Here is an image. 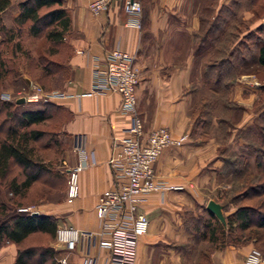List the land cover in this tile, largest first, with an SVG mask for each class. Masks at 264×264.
Returning <instances> with one entry per match:
<instances>
[{"label": "crops", "instance_id": "1", "mask_svg": "<svg viewBox=\"0 0 264 264\" xmlns=\"http://www.w3.org/2000/svg\"><path fill=\"white\" fill-rule=\"evenodd\" d=\"M19 1L9 0L0 11V18L5 25L11 24ZM89 1L61 0V7L69 16V24L63 37L70 47L66 58L68 71L60 86L50 89L61 92V95L49 97L50 101L61 105L67 115L61 125L65 143L64 168L77 160L72 148L75 136L81 137L83 141L88 152V164L77 174V195L70 202L62 201L52 206L48 213L57 217V222L79 229L94 230L97 227L93 209L97 195L115 183L106 164L110 141L112 136L126 134L124 128L128 124V116L117 110V93H90L88 88L91 70L95 65H101L104 50L117 45L133 55L139 69L134 90L135 112L141 120L143 130L165 126L172 136L183 133L186 135L180 145L163 148L152 163L156 178L180 187L166 189L161 193L152 191L144 196L140 206L148 223L146 231L135 242L132 264H193L192 253L185 252L180 256L172 249L171 241L184 242L191 236L182 221L180 223L179 215L182 218L184 205H190L187 207L196 215L207 199L220 204L225 202L215 197L217 191L228 185L215 170L221 165L217 149L222 145L226 148L243 147L241 139L234 136V131L236 127L250 123L264 105L263 102L251 106V101L256 97L253 90L259 81L253 73L238 76L239 83L232 96L246 108L224 140L213 133V127L210 135L203 139L199 132H193L191 136L187 115L191 99L189 93L182 89L191 78L198 79L200 65L210 52L207 48L203 52H195L193 37L198 29L199 14L210 0H139V28L124 23L123 0H109L106 8L97 13L89 11ZM212 1L216 9L220 4L231 0ZM238 1L241 7L239 13L243 17H250L251 13L244 9L246 0ZM10 6L13 8L9 10ZM8 11L11 12L9 16L6 15ZM260 20L261 18H250V25ZM171 23L181 24V41L178 33L168 30ZM78 49L83 52H77ZM169 50H173V55L181 54V57L168 56L166 52ZM253 80L257 83L253 84ZM242 91L245 96L241 95ZM17 97L15 95L13 98ZM30 104L32 103L28 102L26 106ZM171 197H181V207L167 205L168 202L161 199ZM230 210V204L221 207L222 214ZM249 247L250 243L216 247L210 252L211 263L240 264ZM57 250L58 255H65L68 264H79L81 249L66 251L59 247ZM88 252L94 256L95 264H118L109 260L108 252L103 247L91 245Z\"/></svg>", "mask_w": 264, "mask_h": 264}, {"label": "trees", "instance_id": "2", "mask_svg": "<svg viewBox=\"0 0 264 264\" xmlns=\"http://www.w3.org/2000/svg\"><path fill=\"white\" fill-rule=\"evenodd\" d=\"M8 2L0 0V10ZM238 3V0H231L215 9L210 0L199 14L198 29L193 34L194 50L203 52L207 48L210 52L200 65L198 79L191 78L182 89L189 93L191 99L187 112L191 136L195 129L200 128L203 139L213 126L222 137L229 133L246 108L232 96L239 83L238 76L242 73H253L259 81L253 90L256 97L251 106L264 102V0H246L244 9L251 13L248 18L235 11ZM60 4L61 0H20L11 19L16 30L25 27L30 35H39L43 39L45 46L36 52L34 59L26 51L24 53L26 59L34 60L33 68L23 65L22 69L42 90L58 88L67 76L66 58L70 47L63 37L69 16ZM250 18L261 20L250 25ZM11 37L10 29L0 22V43L9 41ZM14 45L19 47L17 42ZM6 72L10 69L3 66L0 57V78ZM13 73L24 84L22 73ZM241 95L246 94L242 91ZM57 111L65 112V109L50 100H42L38 106L32 107L23 106L14 98H0V178L5 176L11 162L20 167L22 173L19 180L11 176L6 181L11 196H24L42 172L61 182V174L42 161L44 155L37 154L33 144L45 135L48 140L40 143L42 148L56 142L51 137L61 131L63 122L55 130L36 125L56 119L54 113ZM234 132V136L241 139L244 151L252 156V162L246 153L224 145L218 147L221 165L215 170L228 185L219 191L217 199H224L222 208L230 204L232 210L223 214L222 224L205 207L196 215L189 207H184L181 221L191 236L181 242V253L192 251L193 264H212L210 252L225 245L254 242L264 253V105L250 123L236 127ZM17 204L22 203L19 200L14 203L12 200L5 201L0 197V245L4 241L16 244L13 264H58L48 244L25 242L34 233L52 237L56 217L15 210ZM32 256L35 259L30 261Z\"/></svg>", "mask_w": 264, "mask_h": 264}, {"label": "built area", "instance_id": "3", "mask_svg": "<svg viewBox=\"0 0 264 264\" xmlns=\"http://www.w3.org/2000/svg\"><path fill=\"white\" fill-rule=\"evenodd\" d=\"M109 0H90L87 8L97 13L106 8ZM122 10L127 26L139 28V0H123ZM77 52H83L78 49ZM139 69L131 53L113 45L104 50L101 65H95L90 73L88 92L118 94L117 110L127 114L125 135L112 136L106 164L114 176V185L103 189L96 198L94 213L97 227L94 230L79 229L70 224L57 223L54 228L53 246L70 251L82 250L79 264H95V258L88 252L91 245L103 247L110 261L118 264H132L135 242L146 231L148 219L141 209L144 196L152 191L177 189V184H167L155 177L152 163L167 146H178L186 135L172 136L165 126L143 130L141 120L135 112V86ZM257 81L253 80V84ZM32 91L23 95L24 101H36L40 97L60 96L61 92H43L39 86L29 82ZM72 148L76 162L64 168V200L70 202L78 192L77 174L88 164V152L81 137L75 136ZM25 210V207L18 208ZM262 260L258 248L251 246L244 253L240 264H259ZM58 264H68L65 255H57Z\"/></svg>", "mask_w": 264, "mask_h": 264}, {"label": "rangeland", "instance_id": "4", "mask_svg": "<svg viewBox=\"0 0 264 264\" xmlns=\"http://www.w3.org/2000/svg\"><path fill=\"white\" fill-rule=\"evenodd\" d=\"M236 6L237 7H235V11L239 13L241 11V7L239 6V3ZM10 8H13V7L10 6L9 10ZM10 14H11L10 11L6 13V15L8 16ZM0 22L5 27L10 29L11 36H12L9 41L0 43V57L2 58L3 66L5 68L10 69V72L4 73L2 77L0 78V98L11 99L15 95L19 97V96L26 95L32 91V87L25 84V82L24 84L20 83V81L16 79V75L13 72L15 73L20 72L24 74L22 72L23 65L33 68L34 60L29 61L28 59H26L24 57V53L26 51L27 54L33 57L34 59L36 57V52L41 49V47L44 45V42L41 36L30 35L26 31L25 27H22L21 29L16 30L15 26L12 24V20H11L10 25H5L2 22L1 18H0ZM168 26H169V29H168L169 31L179 34V39L181 41V24L171 23ZM6 36H7V33H6ZM14 42H17L19 47L15 46ZM172 51L173 50H169L166 52V54H168V56L171 55L175 57H181V54L179 55L171 54ZM180 52H181V49H180ZM31 83L36 86H39L34 80H31ZM42 91L48 93L51 90H42ZM42 100H49V97H40L36 101H25V102L32 103L30 104V106L33 107V106H38ZM26 103H22L23 106H26ZM54 116L56 119H51L50 121H43L42 123L37 124L36 127L43 128L46 130H53V129L55 130L58 128V125L60 126L61 122L65 120L67 115L64 111H57L56 113H54ZM214 130L215 131H213V133L216 134L218 138L225 139V136L222 137L221 133L218 130L216 129ZM194 132L195 133L200 132V128L195 129ZM207 135H210V130L208 131ZM62 136L63 134L61 131L56 132L51 137V139L52 140L55 139L56 142L53 145L46 147V148H42L40 145L41 142L48 140V139H45L46 135L42 136L41 139L33 142L34 147H35V152L37 154L40 153L41 155L42 154L44 155L42 161H44L45 163H48V165H50L52 169L56 170L57 172L61 174L62 180L60 183H58V179H55L52 176L48 175L47 172L46 173L42 172L39 178L33 181V183H31V185L27 188L24 196L14 197L13 195L11 196L10 192L7 190L6 181L11 176H15L16 180H19L22 177L20 167H18L17 165L11 162L9 164V168L5 176L0 178V197L5 201L12 200V202L14 203L19 200L22 203V204H17L18 206L16 207L15 210H19L18 208L25 207L26 208L25 210H27L28 212L34 211L35 213L39 212V213L50 214L48 212L52 210V206L57 205L61 203L62 201L65 202L64 200L65 174H64V165H63V162H64L63 149L65 148V143H64ZM233 148L236 149V151L239 153L240 152L246 153V157L252 162V156L248 154L247 152H245L243 147H238L239 149H237V146H235ZM52 183H54L55 185L54 186L49 185ZM163 190H166V189H163ZM163 190H160L159 192L161 193ZM218 194L219 192L217 191V193L215 194L216 198H218ZM161 199H164L166 202H168L167 205L181 207V197H173V198L171 197V198H168L167 200L166 198H161ZM184 206H190V205H184ZM179 219L181 223V214L179 215ZM56 223H59V222H57L55 219V225ZM25 242L26 244L46 243L54 251V259L58 255L57 248L53 246V236L49 238L47 234L34 233V234L29 235L26 238ZM171 243H173L172 249L178 252L179 255L181 256V240L174 241V242L171 241ZM251 246H254L259 249L261 256H262V260L259 264H264V253H262L261 248L258 246L257 243H254V242L250 243V247ZM15 251H16V244H14L11 241H4L0 245V264H13L14 257H15ZM190 253H192V251ZM192 255L194 256L193 253ZM34 259H35V256H32L30 258V261H33ZM52 263L53 262H50V263L45 262L44 264H52Z\"/></svg>", "mask_w": 264, "mask_h": 264}, {"label": "water", "instance_id": "5", "mask_svg": "<svg viewBox=\"0 0 264 264\" xmlns=\"http://www.w3.org/2000/svg\"><path fill=\"white\" fill-rule=\"evenodd\" d=\"M24 81L28 84L29 83V78L26 76H23ZM15 102H23V97L19 96L15 98ZM205 208L208 209L210 212L214 214V216L217 218L218 221H220L222 224H224V217L221 212V204L212 200V199H207L205 202ZM31 213H35L34 211Z\"/></svg>", "mask_w": 264, "mask_h": 264}]
</instances>
